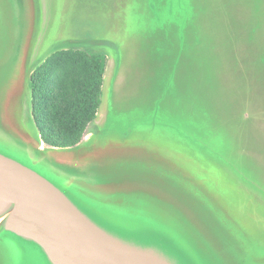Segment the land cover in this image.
<instances>
[{"label": "rangeland", "instance_id": "obj_1", "mask_svg": "<svg viewBox=\"0 0 264 264\" xmlns=\"http://www.w3.org/2000/svg\"><path fill=\"white\" fill-rule=\"evenodd\" d=\"M72 43L106 68L95 120L60 150L28 83ZM0 154L97 222L163 235L177 264H264V0H0ZM0 264L50 263L0 221Z\"/></svg>", "mask_w": 264, "mask_h": 264}, {"label": "water", "instance_id": "obj_2", "mask_svg": "<svg viewBox=\"0 0 264 264\" xmlns=\"http://www.w3.org/2000/svg\"><path fill=\"white\" fill-rule=\"evenodd\" d=\"M0 219L4 231L34 243L50 264H172L111 236L46 176L2 154Z\"/></svg>", "mask_w": 264, "mask_h": 264}, {"label": "trees", "instance_id": "obj_3", "mask_svg": "<svg viewBox=\"0 0 264 264\" xmlns=\"http://www.w3.org/2000/svg\"><path fill=\"white\" fill-rule=\"evenodd\" d=\"M81 44L72 43L71 47L75 49L53 53L29 78L32 118L38 127L40 122L43 123L39 127L40 137L50 148L64 150L78 146L101 104L107 58L103 54L88 55L78 49ZM83 214L111 236L133 246L154 250L177 264V260L170 257L169 245L163 235H149L141 228L120 227L119 223L109 226L108 222H97Z\"/></svg>", "mask_w": 264, "mask_h": 264}, {"label": "flooded vegetation", "instance_id": "obj_4", "mask_svg": "<svg viewBox=\"0 0 264 264\" xmlns=\"http://www.w3.org/2000/svg\"><path fill=\"white\" fill-rule=\"evenodd\" d=\"M71 149H73V148H71ZM74 149H75V148H74ZM64 150H66V149H64ZM68 150H69V149H68ZM45 151H46V150H44V149H39V147H38L37 145H33V146H32V149H31V152L34 153V158H35V159L40 158V156L42 157V154H43V152H45ZM37 160H38V159H37ZM38 163L41 164L42 166H46L47 168L51 169V170L54 172L52 166H50L49 164L45 163V161H43V160L40 161V160H39ZM0 221H1V224H2L3 219H0Z\"/></svg>", "mask_w": 264, "mask_h": 264}]
</instances>
